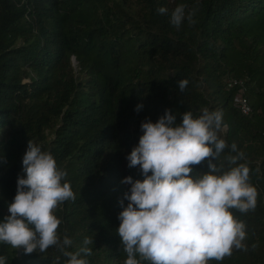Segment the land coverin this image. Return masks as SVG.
Returning <instances> with one entry per match:
<instances>
[{"label":"trees","instance_id":"1","mask_svg":"<svg viewBox=\"0 0 264 264\" xmlns=\"http://www.w3.org/2000/svg\"><path fill=\"white\" fill-rule=\"evenodd\" d=\"M179 5L185 19L177 27L170 17ZM227 79L244 81L249 116L235 110ZM179 80L188 82L183 92ZM203 109L222 112L226 125L217 167L237 166L227 157L242 153L237 164L256 190L253 209H229L245 226L242 247L208 264H264V0H0V221L31 141L54 157L73 192L52 210L58 236L72 240L67 250L89 238L91 254L79 258L124 264L118 201L130 187L125 177L144 178L126 160L141 123L165 110L179 123ZM191 167L194 179L208 171L206 161ZM0 255L6 264L67 260L55 247L25 255L0 244Z\"/></svg>","mask_w":264,"mask_h":264},{"label":"clouds","instance_id":"2","mask_svg":"<svg viewBox=\"0 0 264 264\" xmlns=\"http://www.w3.org/2000/svg\"><path fill=\"white\" fill-rule=\"evenodd\" d=\"M166 11L158 9L161 14ZM184 19L185 8L179 5L170 22L179 27ZM187 83L179 80L178 90L183 92ZM141 108L137 105L134 110ZM222 115L203 109L194 117L187 111L178 123L177 116L165 110L155 123L147 118L141 123L142 135L126 160L129 168L139 166L144 178L125 177L121 183L130 187L118 201L122 210L116 232L127 255L124 264H140L141 260L149 264H208L210 259L220 261L230 255L233 247H242L245 226L229 209L241 213L253 209L256 190L247 183L248 168L237 164L242 153L227 157L229 165L237 166L227 171L217 167L216 160L226 148L217 134L226 127ZM231 150L236 152L235 144ZM205 161L208 171L194 179L191 166ZM22 169L24 175L17 176L16 194L7 206L9 215L0 221V244L23 249L25 255L55 247L67 258L66 264H88L79 257L91 254L86 245L92 240L85 238V247L72 252L67 250L72 240L57 234L61 221L52 210L74 198L66 173L58 169L49 152L31 141ZM0 264H6V257L0 255Z\"/></svg>","mask_w":264,"mask_h":264},{"label":"built area","instance_id":"3","mask_svg":"<svg viewBox=\"0 0 264 264\" xmlns=\"http://www.w3.org/2000/svg\"><path fill=\"white\" fill-rule=\"evenodd\" d=\"M226 88L228 90L236 89L237 94L234 100L235 110L242 116L246 117L251 114V107L245 97V83L242 80L227 79ZM264 174V169H263Z\"/></svg>","mask_w":264,"mask_h":264},{"label":"rangeland","instance_id":"4","mask_svg":"<svg viewBox=\"0 0 264 264\" xmlns=\"http://www.w3.org/2000/svg\"><path fill=\"white\" fill-rule=\"evenodd\" d=\"M169 1H170V3L173 2V0H169ZM74 66H75V64H74ZM18 251H19V252H23V249H19Z\"/></svg>","mask_w":264,"mask_h":264},{"label":"water","instance_id":"5","mask_svg":"<svg viewBox=\"0 0 264 264\" xmlns=\"http://www.w3.org/2000/svg\"><path fill=\"white\" fill-rule=\"evenodd\" d=\"M72 62H73V65H74L75 64L74 60Z\"/></svg>","mask_w":264,"mask_h":264}]
</instances>
